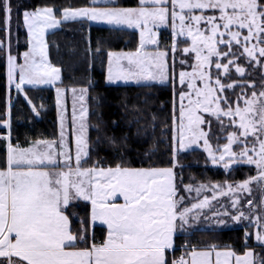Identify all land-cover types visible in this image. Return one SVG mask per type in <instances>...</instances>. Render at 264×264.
I'll use <instances>...</instances> for the list:
<instances>
[{"label": "snow or ice", "instance_id": "snow-or-ice-1", "mask_svg": "<svg viewBox=\"0 0 264 264\" xmlns=\"http://www.w3.org/2000/svg\"><path fill=\"white\" fill-rule=\"evenodd\" d=\"M0 11L9 36L8 84H15L25 97L26 85H55L61 81V69L48 59L46 33L64 22L77 20L139 30V44L134 50H108V81H171L173 86V161L167 167H132L121 162L103 166L99 160L86 165V85L71 87L74 154L63 110L58 138L14 143L9 99L8 118L0 120V125L7 126V131L0 132V139L6 141V152L0 156V257L7 264H264V256L250 247L241 253L217 243L199 246L185 240L179 256L169 254L176 250L178 231L185 230L190 220H199L205 210L211 211L217 197L231 195L230 207L235 215L221 206L222 212H212V216L228 215L239 221L246 213L238 193H250L255 182L264 205V81L257 91L255 81L231 80L225 84L220 74L227 77L233 68L241 76L246 74L241 57L264 64V0H138L136 6H121L117 0H87L62 8L42 3L23 11L28 47L17 54H13L10 42L12 0H0ZM161 25L171 28L170 49L160 46ZM180 37L190 41L181 51L192 60H181V65L186 66L177 73L175 56ZM4 45L0 39V47ZM169 51L173 56L171 65ZM177 83L187 89L178 94V116ZM248 85L253 89L250 94ZM237 86L241 92L233 105L223 93ZM65 91L56 87V101L61 108ZM28 102L36 111L30 98ZM204 114L215 115L222 128L221 116L229 117L230 125L237 129L227 132V142L215 149L208 138L211 122ZM205 124L209 131L203 127ZM194 144L206 149L213 164L229 169L237 162H246L255 166L256 174L235 185L230 181L184 184L188 193L195 190L198 194L194 202L188 203L178 186L175 157L180 149ZM233 145L242 146L236 151ZM209 187L213 195L199 198ZM77 200L89 202L90 211L73 230L68 208ZM247 204L256 212L247 217L255 222L256 240L264 242V215L252 200ZM98 221L106 227L99 240L94 231ZM89 226L93 231L89 232ZM248 237L246 230L245 241Z\"/></svg>", "mask_w": 264, "mask_h": 264}, {"label": "trees", "instance_id": "trees-1", "mask_svg": "<svg viewBox=\"0 0 264 264\" xmlns=\"http://www.w3.org/2000/svg\"><path fill=\"white\" fill-rule=\"evenodd\" d=\"M86 2L87 0H12L11 24L21 22L25 8L33 9L42 3H54L62 8ZM117 3L121 6H136L138 0H117ZM57 15H60V12H57ZM3 17V11H0V39L5 38ZM166 27L170 31V26ZM18 32L22 39H26L24 30ZM138 38L135 30L99 26L87 20L64 22L46 34L48 59L61 69V81L56 87L67 90L72 86L86 85L89 89L87 96L89 158L86 165L96 160L103 166H114L118 162L132 167L172 165L171 81L165 84L139 85H109L105 82L108 50H134L138 46ZM164 41L161 47H167ZM169 55L172 56L171 51ZM24 92H27V97L23 92H15L8 86L6 51L0 47V120L8 117L10 99L13 142L19 140L21 144H26L37 138H58V113L54 89L27 86ZM175 92L177 98L178 90L175 89ZM29 98L36 105V111L29 105ZM5 152L6 141L0 139V156ZM191 155L192 152L180 156L178 152L175 157L177 163L174 171L177 173L180 188L182 184L192 181L220 182L244 179L246 173L250 172L246 171L245 167L238 168L232 173H225L220 169L193 165L188 162ZM89 211L90 205L87 202L78 201L71 204L68 213L73 230L79 227L81 218H87ZM248 228L250 229L249 226H245L180 230L175 238L176 250L169 254L180 255L183 250L180 246L188 240L199 246L211 243H217L221 247L232 246L241 253L250 247L255 253L264 256V244L256 242L252 232L245 241V231H248ZM91 231L93 228L89 226V232ZM94 231L99 240L106 230L100 224H96ZM0 264H7V261L0 258Z\"/></svg>", "mask_w": 264, "mask_h": 264}, {"label": "rangeland", "instance_id": "rangeland-1", "mask_svg": "<svg viewBox=\"0 0 264 264\" xmlns=\"http://www.w3.org/2000/svg\"><path fill=\"white\" fill-rule=\"evenodd\" d=\"M91 24H95V25H99V26H107V27H119V28H127L130 30H135L138 34L139 37V30L134 28V27H129L126 25L123 26H116V25H108L106 23H102V22H96V21H88ZM59 26V25H58ZM58 26H56L55 28L49 29L47 30V33L56 29ZM167 25H161L160 28L158 29L160 35H159V41H160V45L163 44V41L166 44L167 47L170 48V44H171V29L170 31H168ZM18 30H24L26 33V39H22L20 36V33L18 32ZM46 33V34H47ZM10 37H11V50L13 52V54H17V53H22L24 50L27 49L28 44H27V28L23 23V15H22V19L21 22H16V23H12L11 24V31H10ZM162 37V38H161ZM5 41V45H4V49L5 51L7 50V45L9 42V36L6 34L5 31V38L3 39ZM180 48L177 49L176 52V56H175V61H176V72H179V69L182 66H186V65H181L180 61L181 60H192V57H190L188 54H184L181 51V48L184 46V43L186 42H190V41H186V39L184 37H180ZM138 44H139V38H138ZM120 51V50H119ZM127 51V50H125ZM7 59V58H6ZM22 59V57L20 58ZM108 59V56H107ZM170 65L173 59V56L169 55L168 57ZM264 59V58H262ZM240 63L244 64L245 68H246V74H244L243 76L235 73L234 68L231 70L230 75H228L227 77L223 76V73L221 72L220 74L222 75V79L223 82L225 84H227L228 82H230L231 80H252L256 82V90L259 91L261 88V82L264 81V64H256L255 61H249L247 60L246 57H241L240 58ZM213 73L216 74V69L213 66L212 69ZM61 75V74H60ZM106 75H107V65H106ZM106 75H105V82L106 84L109 85H139V84H152V83H159V84H165L168 83L169 81H123V80H119V81H108L106 79ZM26 86H33V85H26ZM56 87V86H55ZM247 87V91L250 94L251 91L253 90L252 87L250 85L246 86ZM176 89L178 90L177 92V98H176V111H177V116H178V112H179V98H178V94L180 91L182 90H187L186 88H181L179 86V84L177 83ZM69 89H67L66 91H68ZM241 92V88L239 86L235 87L234 89H227L225 93H223V95H227L232 99L233 105L235 104V98L240 94ZM56 106L58 111H62V110H67V115L65 114V130L68 132L69 128H72V124H68L67 122V118L70 117V110L73 109V97L71 96V98L69 99V101H67L64 98V105L63 108H61L60 106L57 105V101H55ZM240 103L242 104L243 101L241 100ZM226 106V105H225ZM76 109H79V101H77L76 103ZM66 112V111H65ZM205 115V119L209 120L211 122V129L209 131V125L205 124L203 125V127L205 128L206 131H209V141L212 144L213 148L215 149L217 145H222L224 143L227 142L226 140V135L227 132L229 131H236V127L230 125L229 117H223L221 116V120L223 121V128L221 127V122L220 120H217L216 116L213 114H204ZM68 116V117H67ZM57 121H58V128H59V132H60V115H58L57 117ZM68 139L70 140V138L72 137L73 139V144H74V136L72 133V130L70 133H68ZM203 143V141L201 140V144ZM242 145H233L234 150L238 151L239 147H241ZM178 152H180V156H183V154L185 153H190L192 152L193 155H191L192 157L190 158V161H188L190 164L192 163L193 165H203L206 166L207 168H212V169H220L223 170L225 173H232L235 172L238 168H242L245 167V170L249 173H246V177L248 175H255L256 174V168L254 165H249L246 162H237L235 163L231 168L229 169H225L223 167V164H213L211 162V159L207 156V151L205 148H202L200 146V144H194L191 145L189 148L187 149H180ZM245 177V178H246ZM244 178V179H245ZM181 181V177L179 179ZM239 180H243V179H238L235 181H230L233 182V185H235V182L239 181ZM210 182H216V181H207L205 183H210ZM221 183H223L224 181H220ZM200 183V181H192L190 183H185V184H192L194 186L198 185ZM183 185H181L180 191L183 195H185V197L187 198V202L188 203H192L194 202L193 198L197 197L198 194L195 190H193L191 193H188L184 188ZM252 191L249 192H239L238 195L241 197V206L243 207L246 216L245 218L237 221L232 219L231 216L228 215H220L219 217H214L212 216V212H216V211H221L222 212V207H228L229 211L233 213V215H235V212L231 209L230 205L232 202V197L229 194H225L221 197H217L214 201L213 204L211 206V211L205 210L201 216V218L199 220L196 221H191L189 222L188 225L185 226V230H188L189 228H232V227H245V226H249L250 229L248 228V233L250 234L252 232L254 239L256 242H258L256 240L255 237V232H256V225L254 221H249V219L247 218L248 215H255L256 212L251 211L249 209V206L247 204L248 200H252L254 206H256V209L262 214L264 215V205H262L260 203L261 201V190L260 188L257 186V184L255 182L252 183L251 185ZM203 195H209L212 196L213 195V191L212 188L209 187L206 190L202 191L199 194V198H202ZM218 220H223L224 223H218ZM189 226V227H187ZM259 243H263L264 242H259Z\"/></svg>", "mask_w": 264, "mask_h": 264}, {"label": "crops", "instance_id": "crops-1", "mask_svg": "<svg viewBox=\"0 0 264 264\" xmlns=\"http://www.w3.org/2000/svg\"><path fill=\"white\" fill-rule=\"evenodd\" d=\"M58 83V82H57ZM9 85V84H8ZM40 86H44V87H52L53 89H54V97H55V101H56V84L55 85H52V84H47V85H40ZM9 87L10 88H12L15 92H19V93H22V92H20L19 90H17L16 89V87H15V84H12V85H9ZM25 87H27V86H25ZM32 87H36L35 85H33ZM71 96L73 97V94H72V91H71V88L68 90V91H65V93H64V98L67 100V101H69V99L71 98ZM29 103V102H28ZM29 105H31L30 103H29ZM72 110L73 109H71L70 110V117H68L67 118V122H68V124H69V126H70V124H72ZM79 109H77V111H78ZM64 112H65V114L67 115V110H63ZM57 113H58V115H60V113H61V111H58V109H57ZM8 118V117H7ZM71 127V126H70ZM71 130H72V128H69L68 129V133H70L71 132ZM5 131H7V126H3V125H0V132H5ZM69 142H70V144L72 145V148H73V154H74V150H75V145L73 144V139H72V137L70 138V140H69ZM78 201H82V202H87V201H83V200H77V201H73L72 203H76V202H78ZM87 203H89V202H87ZM89 205H90V203H89ZM96 224H100L101 225V222H96ZM104 227V226H103ZM105 228V230H106V227H104ZM106 232V231H105ZM179 256V255H178ZM0 258H2V257H0ZM233 264H234V262H233Z\"/></svg>", "mask_w": 264, "mask_h": 264}]
</instances>
